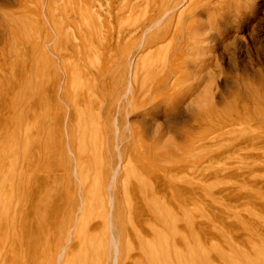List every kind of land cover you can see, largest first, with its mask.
Here are the masks:
<instances>
[{
	"label": "rangeland",
	"instance_id": "1",
	"mask_svg": "<svg viewBox=\"0 0 264 264\" xmlns=\"http://www.w3.org/2000/svg\"><path fill=\"white\" fill-rule=\"evenodd\" d=\"M183 3L0 0V264L10 246L13 264H55L75 220L105 209L118 152L117 217L135 178L166 170L185 190L184 203L171 190V210L201 264H264V0ZM25 218L40 239L27 263ZM87 243L66 264H105Z\"/></svg>",
	"mask_w": 264,
	"mask_h": 264
},
{
	"label": "bare ground",
	"instance_id": "2",
	"mask_svg": "<svg viewBox=\"0 0 264 264\" xmlns=\"http://www.w3.org/2000/svg\"><path fill=\"white\" fill-rule=\"evenodd\" d=\"M186 3L187 0H184V3L181 6H184ZM169 11L170 10H167L163 14V16H165ZM161 20L162 18L157 19L152 26L147 28V30L158 25L161 22ZM203 32L204 31L202 32L199 31L197 33H199V35H203ZM143 43H144V37L141 39L139 43V47H141ZM130 86L131 83H129V86L127 85L128 88L126 89V91L130 90ZM51 90H53V88ZM126 94L124 96H126ZM67 109H68L67 115L66 117H64L62 121L63 127H65L66 124L65 121L67 120L66 118L69 117V107H67ZM152 132L153 134H155L157 132V129L155 128V130ZM65 137L67 139V145H66L67 154L75 162L72 169L71 182L76 183L78 187L81 188V179L79 177L81 171L78 166L79 164H77L78 161L75 152L72 151V149L70 148V145L68 143L69 136L66 132H65ZM171 147L172 144L169 145L167 142L161 141L160 143H157L155 149L156 150L162 149L168 151ZM176 152L179 151L176 149ZM118 155H119V161L118 160L117 161L119 162V164L115 169L113 170L111 169L112 170L111 178L105 186V196H106L105 209L100 211V207H95L96 215L90 218V222L87 226H85V224H83V226L82 225L78 226L77 224L78 221L75 220L74 224L70 228H68V231L63 239V242L59 246L58 252L56 254L55 264H66L67 261L71 259L75 249L79 248L84 241L85 242L88 241L91 244L92 253H96V254H98V252L103 253L106 259L105 264H118L119 260H121V264H134V261L137 259L143 261L144 262L143 264H201L199 257V253L201 252V243L199 241L196 242L195 247H193L192 243H189L188 235L184 227L182 225L177 224L176 222L177 219L175 215L172 213L171 209H173V207L171 208V203H172L173 195L171 194V190L174 191V197L183 203L185 202L186 193L182 186L172 185V183H170L171 180L170 178H172L170 172L164 170L162 174L155 175L152 181L149 179L151 181L150 184L149 183L147 184L144 177L135 178L136 180L134 184H131V187L129 189L127 188L128 190L126 189L127 191L125 190L123 191L124 194L123 205L125 209L123 215L117 217L114 214L115 200L113 196L114 194L112 195L113 192L111 193V190L118 172L119 171L123 172L124 170H127L125 169L126 164H123L119 152ZM131 170L132 169H130V171ZM180 173L183 174L182 171ZM123 177L125 178V175ZM174 178H177V176H174ZM178 180H180L179 177ZM123 181H125L123 183L127 184L126 180ZM91 195H93L94 197L95 193L93 192ZM79 198H80V207L78 210L82 215L81 217L83 218V216L86 213L85 210L86 208L83 204V199L81 198V196H79ZM57 200L62 201L63 195H60V197ZM59 204L61 203L59 202ZM179 205L181 206V204ZM183 207H181L180 209L182 210ZM26 208L27 206H25L24 209ZM56 215H58V213ZM21 225H22L21 239H22V245L24 247L22 256L25 258L27 263L30 257H32L33 259L35 258V253L33 254V251L34 248H36L37 246L38 240H40L39 232L36 223L30 221L28 218H25L21 222ZM53 226H55V223ZM122 241H124V246H123V250L121 251ZM31 243L33 245V250L30 253L28 252L27 247L28 245L31 246ZM13 252H14L13 246L8 247L3 253L4 256L1 264H13L14 255H15L13 254ZM17 264H21L20 259L19 260L17 259Z\"/></svg>",
	"mask_w": 264,
	"mask_h": 264
}]
</instances>
